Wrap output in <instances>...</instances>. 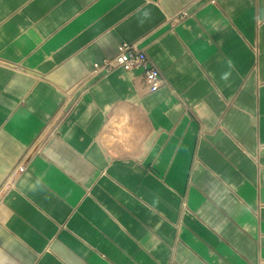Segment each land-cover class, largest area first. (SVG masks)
Segmentation results:
<instances>
[{"label":"crops","instance_id":"crops-1","mask_svg":"<svg viewBox=\"0 0 264 264\" xmlns=\"http://www.w3.org/2000/svg\"><path fill=\"white\" fill-rule=\"evenodd\" d=\"M0 264H264V0H0Z\"/></svg>","mask_w":264,"mask_h":264},{"label":"built area","instance_id":"built-area-1","mask_svg":"<svg viewBox=\"0 0 264 264\" xmlns=\"http://www.w3.org/2000/svg\"><path fill=\"white\" fill-rule=\"evenodd\" d=\"M187 15V12L182 11L173 16L170 20L171 22L173 20V22H178L187 17ZM115 69H122L126 72H132L135 69L141 70L149 92L157 91L163 82L160 70L148 57L146 52L139 49L135 44L122 43L118 46L116 54L112 58H106L99 63L93 64V72L102 75L109 74ZM55 133L56 131L53 132V134ZM24 171V166H18L11 172L6 183L11 184L9 182L10 179L22 174Z\"/></svg>","mask_w":264,"mask_h":264},{"label":"clouds","instance_id":"clouds-1","mask_svg":"<svg viewBox=\"0 0 264 264\" xmlns=\"http://www.w3.org/2000/svg\"><path fill=\"white\" fill-rule=\"evenodd\" d=\"M230 66H231V62H229ZM222 79H227V74H225L224 76H222Z\"/></svg>","mask_w":264,"mask_h":264}]
</instances>
